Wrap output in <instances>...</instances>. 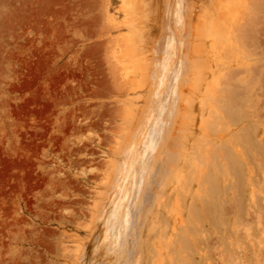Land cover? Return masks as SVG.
<instances>
[{"label":"rangeland","instance_id":"obj_1","mask_svg":"<svg viewBox=\"0 0 264 264\" xmlns=\"http://www.w3.org/2000/svg\"><path fill=\"white\" fill-rule=\"evenodd\" d=\"M253 1L254 12L246 8L260 13L259 32L231 39L223 90L203 109L198 102L188 127L191 191L177 192L166 175L164 199L148 220L137 214L117 245L104 237L112 219L95 205L103 178L128 169L113 149L129 113L149 105L146 88L120 89L109 73L114 42L106 41L127 27L110 32L104 21L113 13L125 22L122 0H0V264H82L80 249L96 264H264V0ZM248 34L258 36L257 51ZM203 169L199 185L192 176Z\"/></svg>","mask_w":264,"mask_h":264},{"label":"bare ground","instance_id":"obj_2","mask_svg":"<svg viewBox=\"0 0 264 264\" xmlns=\"http://www.w3.org/2000/svg\"><path fill=\"white\" fill-rule=\"evenodd\" d=\"M107 3L109 2L107 1ZM247 4L248 0H122L120 8L122 7L125 12V22L123 24L117 23V19L111 16L113 13L108 12L110 14L106 17L108 22H104L108 23L110 28L105 26L106 24L104 28L107 27L110 31L112 29L120 30L124 24L127 27V32L121 33L123 32L121 31L117 37H114V34L109 38L106 36L108 38L106 43L119 42L113 43L114 47L110 50L109 61L112 72L109 69V73H112L115 79L114 83L116 82L120 89L126 91L136 90L138 92V89L146 88V101L149 102V105L142 111L141 116L129 113L128 122L131 125L124 126L125 133L118 135L120 138L116 141L117 147L113 149L119 157L126 159L125 166H128V169L124 168V163L123 166L121 165L120 172L124 169L121 173L118 172L119 176L116 174L119 177L117 181H113L114 175L107 174L103 178L106 189L105 192H100L101 202H96L95 205L96 207L103 205L106 209L105 212L113 220H108L110 223L108 222V227L104 232V237L111 244L118 245L119 241L121 243L124 241H121L122 238L119 240L123 229H126L128 233L133 232L131 226L137 214L148 220L152 206L155 205V200L157 201L159 197L163 196L162 194L166 189L168 183L166 175H171V178H173L171 180L178 184L177 192L181 188L186 190L185 186H189L188 181H185L186 168L191 167L194 162L189 161L192 158L188 153V141H190L188 127L194 126V110L197 108L198 102H200L203 109L208 96L216 91L219 92L218 87L221 86L219 89H222L221 80L222 77H226V74L221 77V72L227 67L223 66L224 63L230 66L228 56L232 53V47H229L231 39L233 38L234 42L238 31L240 34L245 29L244 32L247 30L249 32L250 29L249 33H251V30L256 31V28H258V18H260L258 14L260 13H253V6L256 3L250 5L251 8L253 7V12ZM246 7L251 11L249 12ZM103 32L105 31L103 30ZM105 34L108 33L105 32ZM253 35L254 37H252ZM246 36V40L249 37L250 39L253 38V40H248L250 45H252L250 41L255 46V43L259 40L255 34ZM255 37H257V40ZM243 42L245 41L243 40ZM236 43L238 45V41ZM241 44L243 43L241 42ZM239 47L243 48V45ZM257 47L255 46V49ZM253 48H249V52H252L250 49L253 50ZM254 51L252 54L254 53L255 56L257 49ZM220 53L222 54L221 59H223V53L226 54H224V58H227L229 63L224 62L225 59H223V64L220 65ZM238 56V59H241L243 54L241 57ZM249 60L246 59L247 65L253 66ZM242 63H245V61ZM220 66L223 69H220ZM243 67L245 68V66ZM225 71L226 73L229 72L228 69ZM248 72H250V69ZM109 77L113 79L111 76ZM237 77L239 78L237 83H241L240 77L242 76ZM115 84H111L112 88L116 86ZM117 90H115L116 93ZM206 110L204 109V112ZM203 146H201V150L202 153H205L203 149L205 147ZM209 155H212V153ZM116 165L114 166L116 167ZM192 170L190 172L194 175ZM200 170H195L197 175L192 176L193 180L197 181L199 185L203 183L205 177V173H203L205 170L203 169L202 173L199 174L198 171ZM188 176H186V179H188ZM184 181L185 184L182 183ZM189 188L190 190L187 192L191 191L190 186ZM112 189L115 190V193H110ZM161 199L164 198L161 197ZM118 213H121V218L114 223ZM141 224L144 225L143 222L138 223V225ZM141 227L143 226L141 225ZM141 227L138 226V228ZM104 239L103 241H105ZM134 246L133 255L135 253V255L142 256V243L139 246L138 243L136 245L134 243ZM116 247L115 249H117ZM111 250H114V248ZM82 253L83 251L80 249L78 259L82 264H96L94 261L84 263L83 255H85V251L83 255ZM137 255L134 260L138 257Z\"/></svg>","mask_w":264,"mask_h":264}]
</instances>
